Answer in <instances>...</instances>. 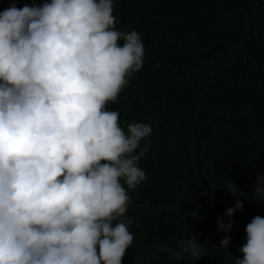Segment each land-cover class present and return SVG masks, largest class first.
Listing matches in <instances>:
<instances>
[{
	"label": "clouds",
	"instance_id": "obj_1",
	"mask_svg": "<svg viewBox=\"0 0 264 264\" xmlns=\"http://www.w3.org/2000/svg\"><path fill=\"white\" fill-rule=\"evenodd\" d=\"M113 9L41 0L0 11V264H122L133 244L124 185L147 179L139 162L152 127L125 130L109 107L144 57L141 35L117 30ZM253 188L264 203V173ZM243 208L228 207L218 230L230 232ZM245 232L235 264H264V217ZM177 247L176 260L197 261L208 246L188 235Z\"/></svg>",
	"mask_w": 264,
	"mask_h": 264
},
{
	"label": "trees",
	"instance_id": "obj_2",
	"mask_svg": "<svg viewBox=\"0 0 264 264\" xmlns=\"http://www.w3.org/2000/svg\"><path fill=\"white\" fill-rule=\"evenodd\" d=\"M12 2L22 8L41 0H0V11ZM113 4L117 30L137 31L144 57L109 107L125 130L135 122L152 127L139 162L147 179L134 190L124 185L134 241L122 264H235L246 226L264 217L253 194L264 173V0ZM237 200L244 208L232 230L219 231L218 219L226 222ZM188 235L208 246L204 256L176 260ZM225 235L227 250L219 246Z\"/></svg>",
	"mask_w": 264,
	"mask_h": 264
},
{
	"label": "bare ground",
	"instance_id": "obj_3",
	"mask_svg": "<svg viewBox=\"0 0 264 264\" xmlns=\"http://www.w3.org/2000/svg\"><path fill=\"white\" fill-rule=\"evenodd\" d=\"M261 38V37H260Z\"/></svg>",
	"mask_w": 264,
	"mask_h": 264
}]
</instances>
